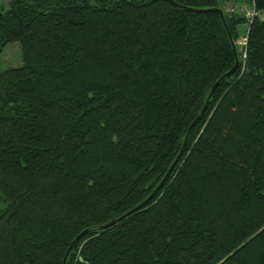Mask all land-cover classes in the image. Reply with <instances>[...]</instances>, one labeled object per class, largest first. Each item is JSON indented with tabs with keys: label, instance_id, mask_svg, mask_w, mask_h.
Instances as JSON below:
<instances>
[{
	"label": "trees",
	"instance_id": "obj_1",
	"mask_svg": "<svg viewBox=\"0 0 264 264\" xmlns=\"http://www.w3.org/2000/svg\"><path fill=\"white\" fill-rule=\"evenodd\" d=\"M252 3L0 6L22 57L0 69V264H62L85 229L65 264H264V17L228 9ZM232 41L170 174L98 229L161 181Z\"/></svg>",
	"mask_w": 264,
	"mask_h": 264
},
{
	"label": "water",
	"instance_id": "obj_2",
	"mask_svg": "<svg viewBox=\"0 0 264 264\" xmlns=\"http://www.w3.org/2000/svg\"><path fill=\"white\" fill-rule=\"evenodd\" d=\"M215 10L218 12L220 18H221V21L226 29V32L228 34V36H230V32L227 28V25H226V19H225V16L223 14V11L221 8H215ZM232 47H233V52L235 54V61H234V64L233 66L226 72H224L211 86L209 92H208V95L206 97V100L203 104V106L201 107L200 111L198 112L197 116L192 120L191 124L189 125L188 127V130L185 134V137H184V140H183V143H182V146L178 152V154L176 155L175 159L173 160V162L171 163V165L169 166L168 170L166 171L165 175L163 176V178L161 179V181L158 183V185L154 188V190L144 199L142 200L140 203H138L137 205L133 206L132 208H130L129 210H127L125 213H123L122 215H120L119 217L117 218H114V219H111L107 222H104L103 224H100L97 226L98 229H103V228H106L108 227L109 225L117 222L118 220L122 219L123 217H125L126 215L132 213L133 211L139 209L141 206H143L145 203L148 202V200L152 197V195L156 192V190L161 186V184L164 182V180L166 179V177L170 174V172L172 171V169L174 168L175 164L177 163L178 159L181 157L182 155V152H183V148L185 146V142H186V138H187V135L191 129V127L195 124V122L198 120V118L202 115V113L204 112L206 106H207V103H208V99L210 98L211 94L213 93V90L214 88L216 87V85L218 84V82L225 78L226 76L232 74L235 69L237 68L238 66V62H239V59L237 57V51H236V47H235V43L232 41ZM87 230H83L82 232H80L73 240L72 242L70 243V245L68 246V248L66 249L65 251V254L63 256V259H62V264H65V261H66V258H67V255L69 253V250L71 249L74 241L79 238L84 232H86Z\"/></svg>",
	"mask_w": 264,
	"mask_h": 264
},
{
	"label": "rangeland",
	"instance_id": "obj_3",
	"mask_svg": "<svg viewBox=\"0 0 264 264\" xmlns=\"http://www.w3.org/2000/svg\"><path fill=\"white\" fill-rule=\"evenodd\" d=\"M10 0H0V6L8 7ZM237 5H234V7ZM230 9L233 5L228 6ZM230 11V10H229ZM247 24L241 25V30L245 29ZM22 64L21 51L18 43H8L0 52V69L19 66ZM5 207V202L0 199V210Z\"/></svg>",
	"mask_w": 264,
	"mask_h": 264
},
{
	"label": "built area",
	"instance_id": "obj_4",
	"mask_svg": "<svg viewBox=\"0 0 264 264\" xmlns=\"http://www.w3.org/2000/svg\"><path fill=\"white\" fill-rule=\"evenodd\" d=\"M231 12L232 11H239L240 13H242L247 19H251L253 16H259L260 18L264 17V14L262 12L256 11L254 8V5L252 3V5L249 4H241V5H237V6H233L229 9ZM246 33L241 34L239 36V38L236 40V43L241 47L244 46L246 44Z\"/></svg>",
	"mask_w": 264,
	"mask_h": 264
}]
</instances>
